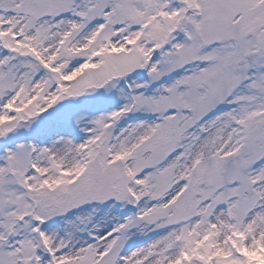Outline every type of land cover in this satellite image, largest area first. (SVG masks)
<instances>
[{
    "label": "snow or ice",
    "instance_id": "6c2138e0",
    "mask_svg": "<svg viewBox=\"0 0 264 264\" xmlns=\"http://www.w3.org/2000/svg\"><path fill=\"white\" fill-rule=\"evenodd\" d=\"M0 264H264V0H0Z\"/></svg>",
    "mask_w": 264,
    "mask_h": 264
}]
</instances>
